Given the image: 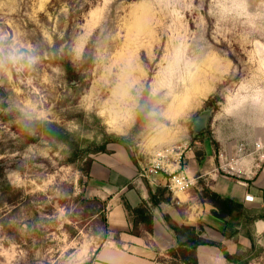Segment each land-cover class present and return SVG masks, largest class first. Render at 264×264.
Segmentation results:
<instances>
[{
	"label": "rangeland",
	"instance_id": "rangeland-1",
	"mask_svg": "<svg viewBox=\"0 0 264 264\" xmlns=\"http://www.w3.org/2000/svg\"><path fill=\"white\" fill-rule=\"evenodd\" d=\"M81 1L0 0V264L94 263L96 157L127 148L168 177L264 159V0ZM202 173L188 192L209 201Z\"/></svg>",
	"mask_w": 264,
	"mask_h": 264
},
{
	"label": "crops",
	"instance_id": "crops-1",
	"mask_svg": "<svg viewBox=\"0 0 264 264\" xmlns=\"http://www.w3.org/2000/svg\"><path fill=\"white\" fill-rule=\"evenodd\" d=\"M260 163L259 169L252 170L251 163L240 160L238 165L244 175L221 177V167L209 172L202 161L189 160L184 173L195 179L198 171L203 172V190L209 189L243 206V217L229 224V218L223 221L214 216L210 201H198L190 192H172L171 202L153 206L150 194L168 187L166 171L149 175L147 166L142 162L135 166L124 149L96 157L91 177L99 187L97 196L107 198L109 236L95 251L93 264H175L169 251L177 246V236L166 217L173 223L202 229L201 238L214 243L197 248L198 264H264V159ZM247 196L253 201H246ZM143 202L151 208L153 232L140 225V234L135 235L125 203L136 207ZM177 206H185V210L180 212ZM247 217L253 220L248 221ZM224 252L232 259H227Z\"/></svg>",
	"mask_w": 264,
	"mask_h": 264
},
{
	"label": "trees",
	"instance_id": "trees-1",
	"mask_svg": "<svg viewBox=\"0 0 264 264\" xmlns=\"http://www.w3.org/2000/svg\"><path fill=\"white\" fill-rule=\"evenodd\" d=\"M62 1V0H59ZM90 2H94L95 0H89ZM64 2L71 3V4H78L79 0H64ZM83 0L81 1V3ZM86 2V0H84ZM89 6V5H88ZM206 134V133H205ZM200 136V135H199ZM199 136L195 137L198 138ZM105 147L99 148L101 153H105ZM126 151L135 166H138L137 160L130 155L128 149ZM200 162V159H199ZM165 189H158L155 193L150 194V202L153 206L160 204L161 202H169L165 199ZM207 198L209 199L210 203L214 206V216L220 220H227L229 218V224H232L234 220H237L243 217V206L237 202H234L230 199L223 198L219 194L212 192L209 189H204ZM125 207L129 213L131 218V222L133 225V234L139 235V227L140 225H144L145 229L148 232H153V215L151 212L150 206L143 202L136 207H132L129 204L125 203ZM167 221L169 222L170 228L175 232L177 236V246L172 248L169 251V255L175 259H179L183 264H198L197 257H196V250L201 245H209L214 243H210L205 241L201 238V232L198 231L195 227L186 226V225H179L176 223L171 222L169 217H166ZM248 221H252L253 218L247 217ZM108 227V225H107ZM224 255L227 259H232L226 252ZM94 260V259H93ZM90 264V263H87Z\"/></svg>",
	"mask_w": 264,
	"mask_h": 264
},
{
	"label": "built area",
	"instance_id": "built-area-1",
	"mask_svg": "<svg viewBox=\"0 0 264 264\" xmlns=\"http://www.w3.org/2000/svg\"><path fill=\"white\" fill-rule=\"evenodd\" d=\"M160 165H153L151 168H147L146 172L149 175H157L159 174V169H160ZM170 171V169H169ZM167 172V171H166ZM168 188L173 192H188L194 185H195V179L190 178L187 176L186 173H184V171H178V170H172L169 173V177H168ZM246 201H253V198L250 196L246 197Z\"/></svg>",
	"mask_w": 264,
	"mask_h": 264
},
{
	"label": "water",
	"instance_id": "water-1",
	"mask_svg": "<svg viewBox=\"0 0 264 264\" xmlns=\"http://www.w3.org/2000/svg\"><path fill=\"white\" fill-rule=\"evenodd\" d=\"M211 117V112L206 111L201 113L193 122L192 132L195 137L203 135L208 131V122Z\"/></svg>",
	"mask_w": 264,
	"mask_h": 264
},
{
	"label": "bare ground",
	"instance_id": "bare-ground-1",
	"mask_svg": "<svg viewBox=\"0 0 264 264\" xmlns=\"http://www.w3.org/2000/svg\"><path fill=\"white\" fill-rule=\"evenodd\" d=\"M170 117V116H169ZM158 155H161V154H158ZM179 193H182V192H179Z\"/></svg>",
	"mask_w": 264,
	"mask_h": 264
}]
</instances>
